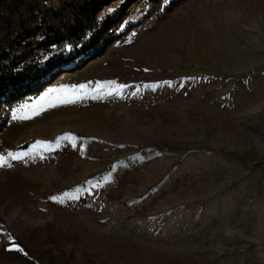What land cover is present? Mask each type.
<instances>
[{
	"label": "rangeland",
	"instance_id": "1",
	"mask_svg": "<svg viewBox=\"0 0 264 264\" xmlns=\"http://www.w3.org/2000/svg\"><path fill=\"white\" fill-rule=\"evenodd\" d=\"M7 70L0 264H264V0H0Z\"/></svg>",
	"mask_w": 264,
	"mask_h": 264
},
{
	"label": "snow or ice",
	"instance_id": "2",
	"mask_svg": "<svg viewBox=\"0 0 264 264\" xmlns=\"http://www.w3.org/2000/svg\"><path fill=\"white\" fill-rule=\"evenodd\" d=\"M83 87V86H81ZM102 87V85H101ZM52 91H55V90H52ZM61 103L64 102V101H60ZM45 104H50V99H49V94L46 93L44 96H41L39 98V101L29 107V106H25V108L27 109L28 112L31 113V115H37L39 113V111H42L45 107ZM51 106H54V105H51ZM14 119L16 118H20V119H28L30 118L29 115H24V116H21V117H13ZM42 142H37V144H41ZM28 155L27 152H20V153H17V152H12V151H9L7 152V154H0V167H3V166H10L9 165V160H20V159H23L24 157H26ZM53 199H55L53 197Z\"/></svg>",
	"mask_w": 264,
	"mask_h": 264
},
{
	"label": "trees",
	"instance_id": "3",
	"mask_svg": "<svg viewBox=\"0 0 264 264\" xmlns=\"http://www.w3.org/2000/svg\"><path fill=\"white\" fill-rule=\"evenodd\" d=\"M21 80V82L27 85L26 90H36V85H33L31 83L36 81V75H32L30 78H25L24 73H13L12 71H3L0 72V88H6V89H16L17 88V81ZM29 83V84H28ZM15 98V97H13ZM29 143H26L24 147H27Z\"/></svg>",
	"mask_w": 264,
	"mask_h": 264
},
{
	"label": "built area",
	"instance_id": "4",
	"mask_svg": "<svg viewBox=\"0 0 264 264\" xmlns=\"http://www.w3.org/2000/svg\"><path fill=\"white\" fill-rule=\"evenodd\" d=\"M52 0H44V4L45 5H49V3L51 2Z\"/></svg>",
	"mask_w": 264,
	"mask_h": 264
},
{
	"label": "bare ground",
	"instance_id": "5",
	"mask_svg": "<svg viewBox=\"0 0 264 264\" xmlns=\"http://www.w3.org/2000/svg\"><path fill=\"white\" fill-rule=\"evenodd\" d=\"M13 131H14V129L13 130H10V133L13 132Z\"/></svg>",
	"mask_w": 264,
	"mask_h": 264
}]
</instances>
